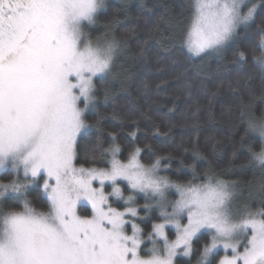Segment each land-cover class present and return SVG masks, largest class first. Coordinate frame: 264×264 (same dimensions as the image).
<instances>
[{
    "label": "snow or ice",
    "instance_id": "snow-or-ice-1",
    "mask_svg": "<svg viewBox=\"0 0 264 264\" xmlns=\"http://www.w3.org/2000/svg\"><path fill=\"white\" fill-rule=\"evenodd\" d=\"M104 7L105 0H0V171L9 175L0 201L9 193L22 199L0 208V264H192L194 254L195 264H264V183L238 200L234 182L210 169L200 175L183 160L192 175L181 180L174 155L140 144L136 131L126 152L115 130L106 141H87L81 160L94 78L111 75L118 47L110 35L115 16L103 38L86 34ZM193 7L182 43L201 56L237 40L264 0H195ZM258 32V47L235 55H251L264 69V18ZM240 112L247 136L255 117L249 106ZM258 130L264 148V127ZM242 143L264 160V151ZM33 185L42 188L45 211L28 199Z\"/></svg>",
    "mask_w": 264,
    "mask_h": 264
},
{
    "label": "trees",
    "instance_id": "trees-1",
    "mask_svg": "<svg viewBox=\"0 0 264 264\" xmlns=\"http://www.w3.org/2000/svg\"><path fill=\"white\" fill-rule=\"evenodd\" d=\"M193 6V0L105 1L90 39L103 38L105 24L115 16L110 35L115 36L118 48L111 75L94 79L96 107L85 112L89 127L81 145V160L87 141L97 136L106 141L109 131L115 130L126 152L133 144L129 132L136 131L140 144L147 142L174 155L171 167L179 170L181 180L192 175L190 167L181 165L183 160L186 165L194 164L200 175L210 169L216 178L234 182L244 199L250 188L264 183V174L249 163L250 152L242 138L255 150L260 148L261 138L249 132L245 136L247 122L240 110L249 106L252 115L264 116V77L251 55L240 60L235 54L248 45L258 47L264 8L258 9L246 27L237 29V40L219 51L194 56L182 43ZM157 127L161 134H156ZM147 151L145 148L141 155ZM170 175L176 178L177 173ZM8 180L7 171H3L0 183ZM41 193V188H31L28 199L38 211H45ZM14 204L22 206V199L10 194L0 201V208ZM149 223L142 226L147 229ZM203 239L201 234L194 241L197 247ZM195 260L194 254L192 264Z\"/></svg>",
    "mask_w": 264,
    "mask_h": 264
},
{
    "label": "clouds",
    "instance_id": "clouds-1",
    "mask_svg": "<svg viewBox=\"0 0 264 264\" xmlns=\"http://www.w3.org/2000/svg\"><path fill=\"white\" fill-rule=\"evenodd\" d=\"M118 48V47H117ZM117 48L115 49L113 55L115 54ZM259 66V71L264 72V69H261L260 65ZM255 117V116H254ZM257 125L256 129H249L248 132L254 135H258L260 138V132H259V128L260 127H264V116H260V117H255V121H254ZM264 151V148H259L258 150L254 149V153L259 154L260 152ZM250 161L252 164H254L256 167L258 168H264V160L262 159H257L255 155H253L252 153H250Z\"/></svg>",
    "mask_w": 264,
    "mask_h": 264
},
{
    "label": "rangeland",
    "instance_id": "rangeland-1",
    "mask_svg": "<svg viewBox=\"0 0 264 264\" xmlns=\"http://www.w3.org/2000/svg\"><path fill=\"white\" fill-rule=\"evenodd\" d=\"M106 1V0H105ZM193 4H195V0H193ZM102 10V9H101ZM100 12V11H99ZM98 14V13H97ZM95 27V24H92V25H88L87 28H86V34L88 35L89 39H90V32L91 30H93ZM95 42V41H93ZM210 53L212 52H216L215 50H209ZM192 54V53H191ZM114 57H115V54L113 55V60H114ZM113 63V62H112ZM112 66V65H111ZM111 69V68H110ZM107 75V73L103 74V76ZM95 79V78H94ZM82 106V105H81ZM91 107H89L90 109ZM89 109L85 110V112H87ZM3 172V171H0V173ZM34 187H39L37 185H33L32 188ZM234 189H235V192H236V196H237V199L238 200H243L241 197H240V189L237 187L236 184L233 185ZM41 188V187H39ZM31 189V188H30ZM42 189V188H41ZM11 193H9L8 195H10ZM12 195H15V194H12ZM218 252H220V254L222 255V249L221 250H218ZM178 259H180L181 261H185L187 260V258H183V257H179ZM195 264V262H194Z\"/></svg>",
    "mask_w": 264,
    "mask_h": 264
}]
</instances>
